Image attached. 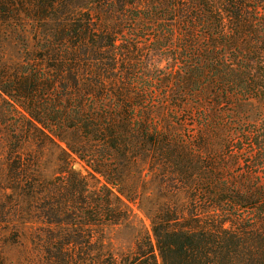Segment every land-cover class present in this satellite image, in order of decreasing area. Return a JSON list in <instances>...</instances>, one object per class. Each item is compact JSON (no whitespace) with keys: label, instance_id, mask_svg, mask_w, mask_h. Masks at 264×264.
<instances>
[{"label":"trees","instance_id":"trees-1","mask_svg":"<svg viewBox=\"0 0 264 264\" xmlns=\"http://www.w3.org/2000/svg\"><path fill=\"white\" fill-rule=\"evenodd\" d=\"M0 143V264H264V0H0Z\"/></svg>","mask_w":264,"mask_h":264},{"label":"rangeland","instance_id":"rangeland-1","mask_svg":"<svg viewBox=\"0 0 264 264\" xmlns=\"http://www.w3.org/2000/svg\"><path fill=\"white\" fill-rule=\"evenodd\" d=\"M4 146L0 143V156L4 153ZM75 170L85 174L86 168L82 163L76 160L74 164ZM132 215L126 222L118 225H111L103 229L102 239L114 254H120L130 251L137 240L146 233L150 234L149 222L145 215L137 209L135 205H131ZM15 253L11 250L9 257L15 258Z\"/></svg>","mask_w":264,"mask_h":264}]
</instances>
